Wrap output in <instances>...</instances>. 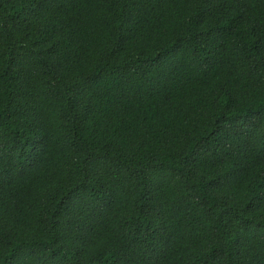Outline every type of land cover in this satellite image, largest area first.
Instances as JSON below:
<instances>
[{
  "label": "trees",
  "instance_id": "obj_1",
  "mask_svg": "<svg viewBox=\"0 0 264 264\" xmlns=\"http://www.w3.org/2000/svg\"><path fill=\"white\" fill-rule=\"evenodd\" d=\"M0 264H264V0H0Z\"/></svg>",
  "mask_w": 264,
  "mask_h": 264
}]
</instances>
